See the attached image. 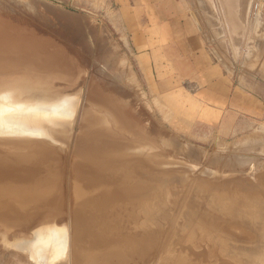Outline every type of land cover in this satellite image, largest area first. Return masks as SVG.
I'll use <instances>...</instances> for the list:
<instances>
[{"label":"rangeland","instance_id":"obj_1","mask_svg":"<svg viewBox=\"0 0 264 264\" xmlns=\"http://www.w3.org/2000/svg\"><path fill=\"white\" fill-rule=\"evenodd\" d=\"M124 2L0 0V116L12 105L3 101L11 81L43 91L41 100L63 101L54 114L63 118L76 113L85 88L78 140L111 139L117 148L147 150L152 160L171 157L173 167L140 157L114 161L112 154L114 168L101 167L98 153L84 158L75 150L63 158L65 146L56 143L50 149L62 151L50 157L35 147L40 141L27 139L6 158L18 177L16 194L0 174L2 212L20 222L39 197L51 196L64 206L63 222L59 216L48 229L1 228L0 264H85L90 257L89 263L96 258L90 264H256L249 254L262 244L254 218L220 219L213 204L216 192L229 187L238 188L234 196L264 197V0H163L173 16L164 9L124 11ZM210 63L219 77L204 74ZM87 112L99 129L84 122ZM90 142L85 148L96 146ZM13 149L0 145L1 153ZM84 186L95 191L98 208L81 194Z\"/></svg>","mask_w":264,"mask_h":264},{"label":"bare ground","instance_id":"obj_2","mask_svg":"<svg viewBox=\"0 0 264 264\" xmlns=\"http://www.w3.org/2000/svg\"><path fill=\"white\" fill-rule=\"evenodd\" d=\"M224 1V0H223ZM202 2V1H201ZM227 2V1H226ZM203 3V2H202ZM224 4H225V2H224ZM3 74V73H2ZM5 74V73H4ZM6 75V74H5ZM39 79H41V80H44V79H42V78H40V77H38ZM0 79H2V77L0 76ZM47 80H49V79H47ZM50 81H51V79H50ZM33 82H35V81H33ZM39 83H41V82H39ZM8 89H10V91L8 92V95H7V97L10 99H5V100H3V101H5V102H7V103H11L12 105H8V108H10V110L9 111H7V113L6 114H4V115H2V116H0V123L2 122V118L3 117H5V116H7V115H9V114H15L14 116H13V118H8V122L7 123H9L10 121H16L15 122V124L17 125V124H19V127H21L22 128V130L26 127V126H28L29 124H31L32 125V130L33 131H31V132H26V131H24L23 130V132H20V133H23V134H18V133H16V135H17V137H19V139H16V140H24V141H26L27 139H29V138H31L32 139V137H34V140L35 141H40V144H35V147H37V148H42L43 150H45V151H47V152H44L43 150H41V151H43L44 153H46L47 155H49L50 157H51V155L53 156V154L54 153H51L50 154V151L52 152L54 149L55 150H57V149H59V148H57L56 146H55V148L54 149H50V148H53L54 146H53V144H51V143H47L48 141L47 140H40V138H42L43 139V137H44V132H40V130L38 129V128H35V123H30L26 118H30V116H32V115H24L23 114V112L24 111H27V110H31L32 108H34L33 107V105L35 104V102H33L32 101V98L31 99H28V97L26 98V97H24V96H22V93L23 92H28L29 90H30V87L29 86H27V85H25V84H22L21 82H19V81H11V82H8ZM5 94V93H4ZM1 95V94H0ZM0 98H1V96H0ZM40 99V98H39ZM42 99H45V98H42ZM91 101V100H90ZM93 101V100H92ZM45 102H47L49 105H50V108H49V110H50V113L49 114H52V115H54L55 113H57V111L59 110V108H60V105H63V101H55L54 99L51 101V98H49V97H47L46 98V100H45ZM0 110H3V108H1ZM60 111V110H59ZM58 111V112H59ZM3 111H0V113H2ZM64 112V111H63ZM92 112H87V113H85L86 114V120L84 121V122H87V124H89V127L90 128H92V126L94 127L93 129H95L96 128V125L94 126V124H97L98 123V120L99 119H97V117H94L93 116V114H91ZM61 114V113H60ZM59 115V114H58ZM64 115V114H63ZM62 115V116H63ZM60 116V115H59ZM61 117V116H60ZM85 117V116H84ZM101 119V118H100ZM101 121H103V120H101ZM94 122V123H93ZM84 124H86V123H84ZM100 124H102V123H100ZM99 124V125H100ZM102 125H105L104 123L102 124ZM101 125V126H102ZM83 126V125H82ZM97 127H98V124H97ZM106 127V126H105ZM110 127V126H109ZM107 128V127H106ZM97 129H99V127L97 128ZM102 129V130H101ZM100 130L104 133V127L103 128H101ZM85 130V129H84ZM90 130V129H89ZM99 130V132H101ZM109 130V129H108ZM107 130V131H108ZM80 131V130H79ZM88 131V130H87ZM98 131V130H97ZM96 131V132H97ZM105 131H106V129H105ZM107 131H106V133H107ZM38 132H40V133H38ZM89 132V131H88ZM94 132V131H93ZM81 133V132H80ZM83 133V132H82ZM89 133H91V135H92V130L89 132ZM103 133H99L100 135H102ZM111 133V132H110ZM87 134V133H86ZM88 135V134H87ZM93 135H94V133H93ZM97 135V134H96ZM103 135H105V136H107L105 133L103 134ZM79 137H81V136H79ZM111 137V136H110ZM39 138V139H38ZM82 138V137H81ZM4 140H9V139H2V140H0L1 142H0V145L1 146H7V147H10V146H13L14 147V149L13 150H6V151H2V153L0 152V174H6L10 179H11V181H12V184H10V187L13 189V194H16L17 193V188L15 187V182L18 180V177L17 176H15L14 175V173L12 172V163L10 162V161H8L6 158H10V157H16V155H17V153H19L21 150H22V144L21 143H17V144H11V143H2V142H4ZM10 140H13V139H10ZM13 141H15V140H13ZM34 141V142H35ZM89 141H92V142H90L91 144H96L97 142H98V137L97 138H94V139H91L90 140V138H89ZM89 141H86V140H79V142H81L82 144H84V145H86V144H88L89 143ZM58 142V141H57ZM46 143H47V145H46ZM102 144H104L103 142H102ZM45 145L47 146V147H45ZM96 145H100V143H98V144H96ZM107 144H105V146H106ZM100 146H102V145H100ZM78 147V146H77ZM61 149V148H60ZM59 149V150H60ZM78 148H76L75 150H76V152H79V153H81V151L83 152L82 154H84L85 155V157L84 158H86V156H87V158H88V155H87V153L90 155V153H98V154H100V156H101V159H99L100 160V162L103 164V165H101V167L102 166H109V167H112V168H114V166H110L109 164H110V161H111V159L110 160H108V157H105V156H107V155H104L103 157H102V154H101V151L102 150H96L94 147H92V148H80V149H78ZM64 150V149H63ZM66 150V149H65ZM61 151H62V149H61ZM233 151V150H232ZM235 151V150H234ZM54 152V151H53ZM60 152V151H59ZM58 151H56L55 153H59ZM67 152V151H66ZM65 152V154H67ZM75 152V153H76ZM61 154V153H60ZM60 154H58L59 156V158H60V156L62 157V156H64V155H60ZM64 154V153H63ZM77 154V153H76ZM81 154V155H82ZM95 154V155H96ZM56 155V154H55ZM94 154H92V157H95V155L93 156ZM237 155H238V153H237ZM57 156V155H56ZM83 156V155H82ZM91 156V155H90ZM99 156V157H100ZM233 156H234V154H233ZM247 156V155H246ZM55 157V156H54ZM78 157H81V156H78ZM96 157H98V156H96ZM98 157V158H99ZM235 157V156H234ZM243 157V156H242ZM63 158H68V156L66 155V157H63ZM63 158H61V159H63ZM75 158H76V156H75ZM75 158H74V160H75ZM83 158V157H82ZM82 158H80V160L82 159ZM77 159H79V158H77ZM93 159V158H92ZM91 159V160H92ZM58 160V159H57ZM73 160V161H74ZM82 160H84V159H82ZM88 160V159H87ZM90 160V159H89ZM130 160V159H129ZM133 160V159H132ZM143 160V159H142ZM59 161V160H58ZM75 161H77V160H75ZM85 161V160H84ZM83 161V162H84ZM95 162V161H97V159L96 160H92V162ZM144 161V160H143ZM79 162V161H78ZM78 162H76V163H78ZM83 162H82V164H83ZM86 162V161H85ZM85 162H84V165H85ZM91 162V161H90ZM91 162V163H92ZM93 162V163H94ZM98 162V161H97ZM99 162V163H100ZM113 162V161H112ZM129 162V161H128ZM136 161H133V162H129L127 165H129V164H132L133 166L132 167H138V168H143V169H145V165L142 163V165H139V164H137V163H135ZM80 163V162H79ZM96 163V162H95ZM99 163H98V165H99ZM146 163V162H145ZM74 164H75V162H74ZM82 164H79L80 166H82ZM87 164V163H86ZM3 165H5V166H3ZM77 165V167L78 168H80L79 166H78V164H76ZM111 165H113L112 163H111ZM122 165H124V164H122ZM139 165V166H138ZM15 166V165H14ZM92 166V165H91ZM126 166V165H125ZM84 167V166H83ZM82 167V168H83ZM93 167H96V166H93ZM84 168H86V166L84 167ZM74 169H75V167H74ZM88 169H92V168H88ZM95 169V168H94ZM93 169V170H94ZM135 169V168H134ZM75 170H77V169H75ZM80 170H82V173H83V169H79V171L78 172H81ZM86 170V169H85ZM85 170H84V173H85ZM96 170V169H95ZM112 170V169H111ZM113 171V170H112ZM88 172V171H87ZM93 172H95V171H93ZM114 172V171H113ZM81 173V174H82ZM90 173V172H89ZM96 173V172H95ZM94 173V174H95ZM87 174V173H86ZM93 174V173H92ZM85 175V174H84ZM107 175V174H106ZM114 175V174H113ZM158 176H160V174L158 173L157 174ZM101 176H102V174H101ZM139 178V177H138ZM82 179H83V176H82ZM89 179V178H88ZM140 180V182L142 181L141 180V177L139 178ZM224 180V179H223ZM82 183V182H81ZM85 183H86V181H85ZM203 184V183H202ZM5 183L3 182V181H1L0 180V194H2L3 192H4V187H5ZM90 185V184H89ZM204 185V184H203ZM203 185H201L202 186V188H203V190H205V191H207L208 190V187L206 188V185L203 187ZM90 186H92V185H90ZM95 186V185H94ZM85 188H86V186H84ZM100 187V186H99ZM106 188V187H105ZM221 188H223V187H221ZM102 189V188H101ZM104 189V188H103ZM235 189V190H234ZM233 190H232V188L230 189V187H229V189L227 188V189H222V190H220V192H216L219 196H217V198H214L215 199V203L213 204V207H215L216 205L218 206V209L221 211L220 212V215L219 214H217V215H219V218L221 219V218H223L224 216H221V215H226L224 218L226 219H228L229 217L230 218H241L242 220L244 219L245 220V218H247V216H252L254 219V222H253V224H255V225H257V227L259 228L258 229V232H259V236H258V241L260 242L259 244H262L261 245V249L259 250V251H256L255 253H252V254H249V259L250 260H254V258L252 257V255H256V264H264V197L263 198H258V200H251V199H254V198H257V197H253V196H249V197H247V194L245 195V197H240V196H234V195H236V193L238 192V188L236 189V188H234ZM16 190V191H15ZM81 190V189H80ZM99 190H100V188H99ZM110 190V189H109ZM84 191H86V193L87 194H90V199H93L94 200V203H95V207L96 208H98L99 207V203H98V199H94L92 196L94 195V193H95V191L94 190H89V189H85V190H83V191H80L81 192V194H82V192H84ZM103 191H105V190H103ZM105 193V192H104ZM249 193V192H248ZM230 195V196H229ZM107 196V195H106ZM105 196V197H106ZM227 196H229V197H227ZM51 198H53V197H51V196H47V197H45V198H42V197H39V202H37V203H35L34 204V208L33 209H30L29 211V213L27 214L26 213V215H25V217L26 218H24V219H22L20 222H17V221H12V222H10L11 220H10V217L8 216V215H5V214H3V212H2V208L1 207H3V205H4V203L2 204V201H1V203H0V229L2 228L3 230H9L10 231V229L11 230H13L14 228H15V226L17 225H19V226H27V225H29V226H31V227H33V228H36L37 226H39V227H41V228H49V227H52L54 224H55V222H60L61 221V219L60 220H58L60 217L62 218L63 217V211L64 210H62L63 208H64V206L62 205V209L61 208H59V207H57L56 206V204L55 203H57V201L59 200V199H51ZM108 197H106V199L105 200H109V199H107ZM1 199V198H0ZM49 200L50 202V204L46 207H41V205H40V202L42 201V200ZM101 199V198H100ZM223 199H227L228 200V202H227V204H219L218 203V201L219 200H223ZM53 200H55V203L53 202ZM51 203H54V204H51ZM40 205V206H39ZM112 212V211H111ZM60 216V217H59ZM59 217V218H58ZM58 218V219H57ZM207 219H209V220H211V222H213V223H215V221H213V219H211L210 217H207ZM62 222H63V218H62ZM221 223H223V222H221ZM221 223H215V224H221ZM58 225V223H56L54 226H57ZM13 226V227H12ZM229 234V232L228 233H226V235H228ZM60 237L58 236L57 237V239H58V242H55V244H54V246H53V248H56V246H58V243H59V241H60V239H59ZM220 238H217V239H215L214 240V242H215V244L218 242V241H220L219 240ZM223 240L225 239L224 237L222 238ZM234 239V237L233 236H230L229 237V240L231 241V240H233ZM205 240V239H204ZM97 248V247H96ZM54 250V249H53ZM235 252H237V251H235ZM258 252H260V257H258L257 256V253ZM97 256V255H96ZM96 256H94V257H96ZM88 257V259H89V256H87ZM97 258H99V257H97ZM251 258H253V259H251ZM92 258L90 257V259H89V261L91 260ZM96 258L92 261V262H94V263H96ZM98 260V259H97ZM87 259H86V263H87ZM89 261H88V263H89ZM249 261V260H248ZM92 262H90V263H92ZM225 261L224 260H220V262H219V264H227V263H224ZM85 263V264H86ZM89 263V264H90ZM169 264V263H168ZM249 264H252V263H250L249 262Z\"/></svg>","mask_w":264,"mask_h":264},{"label":"water","instance_id":"obj_3","mask_svg":"<svg viewBox=\"0 0 264 264\" xmlns=\"http://www.w3.org/2000/svg\"><path fill=\"white\" fill-rule=\"evenodd\" d=\"M60 1V0H57ZM62 1V0H61ZM70 6L72 8H76L79 10H83L84 6L76 5V3L71 2ZM86 94V89H83L82 99L79 105V108L77 109L76 113L72 114L68 118H63L60 116H54L50 113V105L45 102L44 100H41L45 97V93L37 92V90L31 89L28 92H23L22 96L28 97V99L32 98V101L35 102L33 105L34 108L31 110L24 111V115H32L30 118H26L30 123H35V128H38L40 132H44V139L47 140L51 144L61 143L65 146V149L68 153V157H70L75 149L76 146H79V148L88 147L87 145L82 144L78 140V134L80 129V121L82 119V106L84 103V95ZM31 97V98H30ZM40 98V99H39ZM2 103V102H0ZM3 111V110H0ZM15 114H9L2 118V122L0 123V140L10 137L8 134L10 133H18L23 134L20 132H23L22 128L19 127V124H15L16 121H10L8 124V118H13ZM38 132V133H40ZM39 139V138H38ZM41 140V139H40ZM111 139H100V145L94 146V148L97 150H102L101 154L102 157L104 155H107L105 157H108V160H110L112 156H114L115 160H127V159H135V158H144L146 162H148L151 165H154L157 168H169L173 167L169 165L171 161H173L171 157L167 156H159L158 158L154 157V160L148 158L150 156L147 152V150H142L136 147H115V144L113 142H110ZM58 141V142H57ZM102 141L104 144H102ZM115 141V140H114ZM1 142V141H0ZM24 140H4L2 143H11L17 144V143H23ZM105 144H107L105 146ZM92 147V146H91ZM65 151V152H66ZM114 152V153H113ZM112 154V156H110ZM160 163L157 164V163ZM159 166H157V165ZM163 164V166H162Z\"/></svg>","mask_w":264,"mask_h":264},{"label":"crops","instance_id":"obj_4","mask_svg":"<svg viewBox=\"0 0 264 264\" xmlns=\"http://www.w3.org/2000/svg\"><path fill=\"white\" fill-rule=\"evenodd\" d=\"M124 1H125L124 2V5H122V6L119 7V8H121L124 11H125V8H134V7H136V8L142 9L141 11L144 10L145 12L147 10H153L155 13H157L158 10L164 9V10H166L167 15L169 14V15L173 16V15L176 14V13H173V11L170 10V9H173L174 8L173 6H171L173 8H170V9H169V7L167 8L166 6H162L163 0H134L135 2L136 1L138 2L136 4V6H133L132 5V1L131 0H124ZM168 10H170V11H168ZM122 14H123V12H122ZM158 14L160 15L161 13H158ZM164 15H166L165 14V11H164ZM194 40L197 41V38L195 37ZM206 67L208 68V70H204L205 71L204 74L210 75V74H213L214 73L213 74L214 77H219V70L217 69V67H216L215 64L210 63V64H207ZM209 72H210V74H209ZM216 94H219V95L222 94L220 97H223V98L225 96L224 93H220V92H217ZM216 97H219V96H216ZM224 105H225V103L222 102V106H224ZM218 106L216 108H220V106L219 107Z\"/></svg>","mask_w":264,"mask_h":264}]
</instances>
